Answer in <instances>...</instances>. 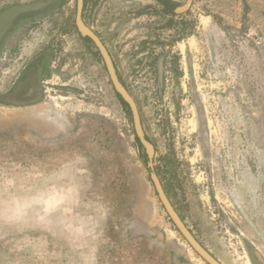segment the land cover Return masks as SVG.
Listing matches in <instances>:
<instances>
[{
	"label": "rangeland",
	"instance_id": "rangeland-1",
	"mask_svg": "<svg viewBox=\"0 0 264 264\" xmlns=\"http://www.w3.org/2000/svg\"><path fill=\"white\" fill-rule=\"evenodd\" d=\"M34 1L0 0V13ZM84 6L186 225L223 264H264V0ZM76 9L77 0H54L0 50L1 92L53 49L46 102L0 105V264H207L163 208L131 110L79 33ZM166 46L179 66L161 80L147 54Z\"/></svg>",
	"mask_w": 264,
	"mask_h": 264
},
{
	"label": "flooded vegetation",
	"instance_id": "flooded-vegetation-1",
	"mask_svg": "<svg viewBox=\"0 0 264 264\" xmlns=\"http://www.w3.org/2000/svg\"><path fill=\"white\" fill-rule=\"evenodd\" d=\"M38 1H46L47 4L39 9L20 13L7 24L0 35V50L16 34H18L23 27L43 20L50 15L48 8L54 4V0ZM156 1L159 2L160 0ZM178 7L179 6L171 5L169 10L174 13ZM172 47L166 46L161 52L157 53L154 60L153 57L150 56L151 54H147L148 63L146 64H148V67L152 66L155 68V74L158 79L162 80V78H165L166 73L171 72L169 71V67L174 73H177L179 60ZM52 53L53 49L51 46H46L45 48H42L40 52L31 56L29 60L25 61L21 65L11 84L0 92V105L14 109L27 110L41 103L46 96V85L44 83L47 82V79L49 78V71L53 60ZM147 53H151V51Z\"/></svg>",
	"mask_w": 264,
	"mask_h": 264
},
{
	"label": "water",
	"instance_id": "water-1",
	"mask_svg": "<svg viewBox=\"0 0 264 264\" xmlns=\"http://www.w3.org/2000/svg\"><path fill=\"white\" fill-rule=\"evenodd\" d=\"M84 1L85 0H77V9L75 17L76 27L82 37H89L95 44L96 48L98 49L100 55L104 60L105 66L107 68L110 80L115 91L123 98V100L128 104L131 110L135 134L147 154L148 167L150 169V178L163 208L165 209L169 218L175 225L176 229L186 240V242L207 264H223L196 238V236L186 225L185 221L182 219V217L172 204L170 198L168 197L165 188L162 184V181L155 170V147L154 144L146 136L137 102L135 101L134 97L129 92L127 87L121 81L108 48L106 47L102 39L99 37V35L89 25L86 24L83 18ZM46 4V1H35L10 5L0 14V35L4 31L7 24L12 21V19H14L18 14L26 11L39 9ZM182 8L184 9L185 7Z\"/></svg>",
	"mask_w": 264,
	"mask_h": 264
},
{
	"label": "trees",
	"instance_id": "trees-1",
	"mask_svg": "<svg viewBox=\"0 0 264 264\" xmlns=\"http://www.w3.org/2000/svg\"><path fill=\"white\" fill-rule=\"evenodd\" d=\"M87 40H89V41H92L89 37H85ZM120 79H121V77H120ZM121 81H122V79H121ZM116 95H117V97H118V99L120 100V102L122 103V105L127 109V111L130 113V108H129V106H128V104L123 100V98L116 92ZM147 136V135H146ZM135 137H136V140H137V142H138V145L140 146V147H143L142 146V144L140 143V141H139V139H138V137L135 135ZM147 138L149 139V137L147 136ZM162 180V179H161ZM164 188H165V186H164ZM165 190H166V188H165ZM166 193H167V195H168V192H167V190H166ZM169 196V195H168ZM257 254V253H256Z\"/></svg>",
	"mask_w": 264,
	"mask_h": 264
},
{
	"label": "crops",
	"instance_id": "crops-1",
	"mask_svg": "<svg viewBox=\"0 0 264 264\" xmlns=\"http://www.w3.org/2000/svg\"><path fill=\"white\" fill-rule=\"evenodd\" d=\"M85 7V6H84ZM90 27L98 34V32L95 30V28L94 27H92L91 25H90ZM99 35V34H98ZM99 37L102 39V37L99 35ZM102 41L104 42V40L102 39ZM104 44L106 45V47L108 48V50H109V52H110V54H111V56H112V58H113V60H114V57H113V53H112V51L110 50V48L108 47V45L104 42ZM116 65V64H115ZM116 68H117V66H116ZM117 73H118V75H119V71H118V68H117ZM119 77H121L120 75H119ZM46 102V100L44 99L40 104H43V103H45ZM203 245V244H202ZM204 246V245H203ZM205 247V246H204Z\"/></svg>",
	"mask_w": 264,
	"mask_h": 264
}]
</instances>
